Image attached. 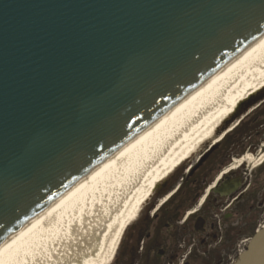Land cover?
Listing matches in <instances>:
<instances>
[{
	"label": "water",
	"instance_id": "95a60500",
	"mask_svg": "<svg viewBox=\"0 0 264 264\" xmlns=\"http://www.w3.org/2000/svg\"><path fill=\"white\" fill-rule=\"evenodd\" d=\"M263 32L264 0H0V242Z\"/></svg>",
	"mask_w": 264,
	"mask_h": 264
},
{
	"label": "bare ground",
	"instance_id": "6f19581e",
	"mask_svg": "<svg viewBox=\"0 0 264 264\" xmlns=\"http://www.w3.org/2000/svg\"><path fill=\"white\" fill-rule=\"evenodd\" d=\"M261 88L264 32L0 242V264H110L153 188Z\"/></svg>",
	"mask_w": 264,
	"mask_h": 264
},
{
	"label": "flooded vegetation",
	"instance_id": "af4514ba",
	"mask_svg": "<svg viewBox=\"0 0 264 264\" xmlns=\"http://www.w3.org/2000/svg\"><path fill=\"white\" fill-rule=\"evenodd\" d=\"M189 161L182 190L160 200L161 187L142 206L113 264H224L220 257L236 255L264 225V88ZM184 194L186 209L178 210Z\"/></svg>",
	"mask_w": 264,
	"mask_h": 264
},
{
	"label": "rangeland",
	"instance_id": "374dc122",
	"mask_svg": "<svg viewBox=\"0 0 264 264\" xmlns=\"http://www.w3.org/2000/svg\"><path fill=\"white\" fill-rule=\"evenodd\" d=\"M222 135L221 133L218 135L220 136ZM217 136V137H218ZM213 137V136H212ZM216 137V138H217ZM215 138V139H216ZM211 139V138H210ZM190 161H185L184 163H182L180 166H178L177 168H175L170 174H168V176H166L162 181L161 183L158 185V187H156V190H154V192L152 193V195L150 196V200H153L155 199L156 197V192L161 188V187H164L165 190L161 189L162 190V193L164 194V196L162 198H160V200H163L164 198L166 197H170L172 196V199L180 192V190H182V187L183 185L180 186L179 190L177 191L176 190V187L175 185H177L181 180H182V174L181 173H185L186 172V166L189 165ZM184 182V181H182ZM173 192V193H172ZM172 193V194H171ZM171 194V195H170ZM170 200V199H168ZM180 203H178L177 205V209L180 210V207L181 206H185L184 209H186V204H187V198H182L180 201ZM185 215H183L184 217ZM136 221V219L134 221H132V223L124 230V232L122 233L121 235V238H120V241H119V244H118V247H117V250H116V253L114 254V259L115 257L118 255L119 252H121L123 246H122V242L123 240H126V237L129 235L127 234V230L130 226H132L134 224V222ZM126 236V237H125ZM128 238V237H127ZM136 247V245H135ZM237 253L236 255L233 254L231 256H222L220 257V259H222L223 263L224 264H230L234 258L238 255V253L242 250L243 246H237ZM56 255V254H55ZM114 259H112V261L110 262V264L113 263ZM212 262H216V258H213L212 259ZM62 262L59 261V264H61ZM46 264H57L55 262V260L53 259L51 262H47Z\"/></svg>",
	"mask_w": 264,
	"mask_h": 264
}]
</instances>
